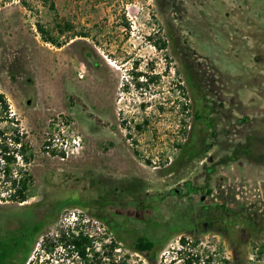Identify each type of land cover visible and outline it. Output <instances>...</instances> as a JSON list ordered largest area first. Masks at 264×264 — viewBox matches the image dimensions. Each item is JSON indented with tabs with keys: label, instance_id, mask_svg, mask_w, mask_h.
I'll use <instances>...</instances> for the list:
<instances>
[{
	"label": "rangeland",
	"instance_id": "obj_1",
	"mask_svg": "<svg viewBox=\"0 0 264 264\" xmlns=\"http://www.w3.org/2000/svg\"><path fill=\"white\" fill-rule=\"evenodd\" d=\"M0 93L31 154L0 209L44 238L79 216L121 264H264V0H0ZM14 211L3 245L34 222Z\"/></svg>",
	"mask_w": 264,
	"mask_h": 264
},
{
	"label": "trees",
	"instance_id": "obj_2",
	"mask_svg": "<svg viewBox=\"0 0 264 264\" xmlns=\"http://www.w3.org/2000/svg\"><path fill=\"white\" fill-rule=\"evenodd\" d=\"M62 26L61 28L58 27V32H62L63 29H71L68 24H63ZM36 29L43 42L55 43L53 38L40 26H37ZM154 45L158 50L167 47L164 41H160L157 44L154 43ZM140 77H145L144 83L138 82ZM154 78L158 77L135 73L132 75L131 80L139 88L142 85L146 86ZM177 89H181L180 86H177ZM23 137L16 120L12 115L10 116L4 95L0 93V195L4 194V196H0V200L9 201L15 205L27 201L31 182L28 172L18 166V161L27 164L31 158L29 148L24 143ZM16 209L24 212L20 216L21 222L30 223V215L34 217L30 208L19 206V208L14 210ZM14 210L0 209V213L5 216V222L16 224L15 220L18 218ZM26 210L29 211V215ZM44 224L45 220L34 217L33 224L31 225L30 223V227H24V232L14 236L8 245H3L0 242V264H24L28 253L34 247V244L38 243L39 238L42 239L39 244L41 258L55 250L61 249L63 252L73 255L80 264H121V261H116L113 258L112 253L116 247V241L122 243L126 241L122 237L118 236L116 241L109 239L106 243L103 242V238H100L96 246L94 245V239L85 232L83 220L77 216L74 221L65 224V227L59 229L54 236L44 238L41 231ZM178 243L183 246L185 241L179 238ZM154 247L155 243L143 236L134 238L128 245L129 250L146 258L149 257ZM39 256L36 254L34 260L31 263L28 262V264H38ZM184 264H189L188 256L184 260ZM221 264H224V262Z\"/></svg>",
	"mask_w": 264,
	"mask_h": 264
},
{
	"label": "flooded vegetation",
	"instance_id": "obj_3",
	"mask_svg": "<svg viewBox=\"0 0 264 264\" xmlns=\"http://www.w3.org/2000/svg\"><path fill=\"white\" fill-rule=\"evenodd\" d=\"M67 103H69V99H67ZM176 191H177V190H176ZM175 193H176V192H175ZM249 227H250V228H251V227H255V223H254L253 219L251 220V223H250ZM241 229H243V228H241Z\"/></svg>",
	"mask_w": 264,
	"mask_h": 264
},
{
	"label": "water",
	"instance_id": "obj_4",
	"mask_svg": "<svg viewBox=\"0 0 264 264\" xmlns=\"http://www.w3.org/2000/svg\"><path fill=\"white\" fill-rule=\"evenodd\" d=\"M176 193H178V191H176Z\"/></svg>",
	"mask_w": 264,
	"mask_h": 264
}]
</instances>
